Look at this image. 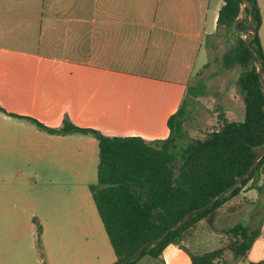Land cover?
<instances>
[{
  "label": "crops",
  "instance_id": "1",
  "mask_svg": "<svg viewBox=\"0 0 264 264\" xmlns=\"http://www.w3.org/2000/svg\"><path fill=\"white\" fill-rule=\"evenodd\" d=\"M261 3L258 34L264 52ZM222 6L223 0H0V108L5 111L0 112V140L16 143L23 157L77 175L89 190L86 175L91 168L96 169L97 183L98 141L90 135L49 134L19 117L52 129L67 118L76 127L107 137L165 140L168 119L209 62L205 40L216 32ZM46 183L56 184L51 179ZM241 194H249L254 206L264 209V196L249 185ZM24 204L38 209L41 201L31 195ZM18 205L19 194L1 183L0 221L18 217L13 214ZM53 205L44 201L39 224L46 256L41 264L115 263L112 248L113 257L100 260L101 247L89 242L104 227L95 214L83 213L91 207L88 198L80 197V214L71 226L51 214ZM256 227L258 237L241 264H264V214ZM191 232L183 245L200 254L187 245ZM20 237L19 232L0 230V264L13 258L9 239ZM65 239H71L70 257ZM75 243L80 245L75 248ZM152 261L192 264L172 244Z\"/></svg>",
  "mask_w": 264,
  "mask_h": 264
},
{
  "label": "trees",
  "instance_id": "2",
  "mask_svg": "<svg viewBox=\"0 0 264 264\" xmlns=\"http://www.w3.org/2000/svg\"><path fill=\"white\" fill-rule=\"evenodd\" d=\"M247 1L252 4V28L256 33L249 44L262 62L264 78V52L258 34L260 9L257 0ZM249 16V8L242 0H223L216 32L205 40L208 50L216 46V40H221L225 46L222 67L225 70L235 69L238 73L234 85L244 106L242 121L223 118L221 126L203 138L183 141L187 98L206 94L201 79L188 87L186 99L168 119L169 136L165 140L146 142L140 137H107L93 129L76 127L67 118L63 119L60 128L52 129L34 119L19 117L49 134L90 135L98 141L97 183L90 185L89 190L116 257L114 264L128 259L145 243L149 245L125 264H137L146 256L157 259L170 244L183 250L192 264H216L223 256V249L191 253L183 245L190 232L202 221L212 224L217 211L239 196L247 185L260 197L264 196V180L261 185L258 184L264 174L263 154L238 186L207 209L195 212L245 174L252 167L257 152L264 148V96L258 76L259 65L255 53L245 44L249 34L237 31L245 29V25L238 23L234 27L237 19L248 22ZM209 66L210 62L202 71ZM0 112L5 113L1 108ZM10 116L18 117L14 114ZM188 213L191 216L184 225L170 231L164 240L151 247L152 241L179 224ZM34 224L39 243L41 227L35 219ZM227 232L232 235L230 251L236 260L242 261L258 237L259 227L251 228L238 223Z\"/></svg>",
  "mask_w": 264,
  "mask_h": 264
},
{
  "label": "rangeland",
  "instance_id": "3",
  "mask_svg": "<svg viewBox=\"0 0 264 264\" xmlns=\"http://www.w3.org/2000/svg\"><path fill=\"white\" fill-rule=\"evenodd\" d=\"M259 1L264 7V0H257V3ZM215 44L214 48L208 50L209 68L202 71V74L199 77L196 76L191 83L194 85L196 80H203L206 94L198 98H189L186 121L183 126L184 142L194 138H203L208 132L218 129L223 118L228 121H242L244 117V106L234 85L238 73L235 69L225 70L222 67L221 59L225 52V46L221 40H216ZM46 169L50 171L44 173L43 171ZM49 179L56 184L52 186L46 183ZM77 179V175L71 172H61L56 165L46 167L43 162L23 157V153L21 154L18 150L16 143L0 140V184L3 183L10 192H17L20 196V205L13 212L18 217L0 221V230L19 232L21 235L20 238L9 239V252L13 256L9 264H41L44 262L46 256L43 253L41 238L38 243L36 239L37 226L32 223V220L35 218L36 222L40 224L44 216L45 200H50L51 204H54L51 214L61 217L71 226L73 223L71 221L75 220L74 216L80 214V197H86L91 207L87 211L83 210V213L95 214L99 225H101L87 185L78 183ZM263 180L264 174L259 183ZM86 182L90 185L96 184L95 168L88 171ZM31 195L39 196L41 206L38 209L30 208L24 204ZM247 197L249 194L247 196L241 194L225 203L217 211L216 219L212 224H207L205 221L198 223L196 229L191 232L192 238L187 245L199 253L223 249V256L216 261V264H241V261L236 260L229 249L232 235L227 231L238 223H245V225L255 228L259 218L264 214V209L254 206L256 201L252 202V199ZM263 199L261 201L264 203ZM90 241L93 244L98 243L101 247L103 253L100 260H103L106 255L110 257L113 255L102 228H100L98 238L89 237ZM64 242L68 251L67 256L70 257L73 252L70 248L71 239H65ZM79 245V243H75L74 247L77 248ZM137 264L158 263L146 256Z\"/></svg>",
  "mask_w": 264,
  "mask_h": 264
},
{
  "label": "water",
  "instance_id": "4",
  "mask_svg": "<svg viewBox=\"0 0 264 264\" xmlns=\"http://www.w3.org/2000/svg\"><path fill=\"white\" fill-rule=\"evenodd\" d=\"M244 5L246 7L249 8V21L248 22H244V20H242L241 18L237 19L235 22H234V27H236V25L238 23H243L245 25V29L243 30H237L238 32L240 33H248L249 35L245 38V44L247 46V48L255 53V50L252 46H250L249 42L250 40L255 36V31L254 29L252 28V24H253V19L251 17V13H252V4L249 3L247 0H242ZM236 29V28H235ZM255 56H256V59H257V62H258V76H259V79H260V82L263 86V96H264V78H263V65H262V62L259 58V56L255 53ZM264 154V148L260 151L257 152V155H256V158L254 160V163L252 165V167L250 169L247 170V172L245 174H243L239 179H237V181L232 185L230 186L229 188H227L225 191L221 192L219 195H217L216 197H214L208 204H206L204 207L196 210L195 212L197 211H202L204 209H207L208 207H210L214 202H216L217 200H219L222 196L225 195V193L231 191L232 189H234L236 186H238L253 170V168L257 165V162L259 160V158ZM191 216V213H188L187 215H185V217L183 218V220L173 226L172 228L168 229L165 231V233L160 237V238H157L155 239L154 241H152L150 244H151V247H155L157 243L161 242L162 240H164V238L169 234L170 231H173V230H177L179 229L182 225H184L187 220L189 219V217ZM149 245V243H145L144 245H142L133 255H131L128 259L120 262V263H117V264H125L131 260H133L135 257H137L141 251L147 247Z\"/></svg>",
  "mask_w": 264,
  "mask_h": 264
}]
</instances>
